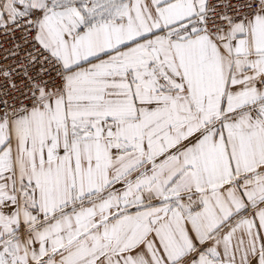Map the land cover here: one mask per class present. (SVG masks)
<instances>
[{
    "label": "snow or ice",
    "instance_id": "6c2138e0",
    "mask_svg": "<svg viewBox=\"0 0 264 264\" xmlns=\"http://www.w3.org/2000/svg\"><path fill=\"white\" fill-rule=\"evenodd\" d=\"M0 264H264V0H0Z\"/></svg>",
    "mask_w": 264,
    "mask_h": 264
}]
</instances>
